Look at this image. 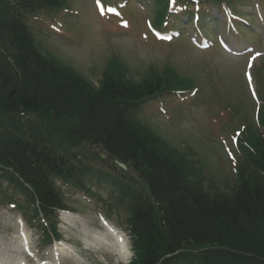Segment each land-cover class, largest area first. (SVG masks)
<instances>
[{
    "label": "trees",
    "instance_id": "obj_1",
    "mask_svg": "<svg viewBox=\"0 0 264 264\" xmlns=\"http://www.w3.org/2000/svg\"><path fill=\"white\" fill-rule=\"evenodd\" d=\"M54 1L0 0V119L12 128L0 136V163L22 172L43 204L57 202L48 178L61 159H53L45 140L13 130L20 126L21 112L75 118L70 136L100 141L129 159L135 173L144 172L156 199L151 202L133 175L136 193H142L134 198L138 257L133 264H155L167 251L188 245L205 246L209 264H264V142L252 144L258 159L241 161L233 195L205 191L200 181L189 179L185 154L144 128L139 118L142 96L163 91L166 80L134 83L112 65L96 88L38 52L23 22L39 3Z\"/></svg>",
    "mask_w": 264,
    "mask_h": 264
},
{
    "label": "rangeland",
    "instance_id": "obj_2",
    "mask_svg": "<svg viewBox=\"0 0 264 264\" xmlns=\"http://www.w3.org/2000/svg\"><path fill=\"white\" fill-rule=\"evenodd\" d=\"M95 39L107 42L102 35L94 33ZM100 46V44H98ZM101 47V46H100ZM115 47H119L115 44ZM57 51L66 63H71L74 65L75 69L79 75L83 77L84 72L95 81L88 79L86 76L85 80L88 81L90 85L94 87H99V81L97 79V71L95 68L101 66L102 60V50H94L93 47H88L82 43H74L71 41H59L57 44ZM108 53V52H106ZM111 54H106L109 56ZM123 60L121 63L114 62L113 70L120 73L121 77L126 78L134 83H142L147 80V78L162 77L163 80L175 79L178 81V76L170 68H165L170 63L175 65L179 70L186 71L185 74L189 76L199 75L204 76L208 79L205 85L202 97L210 98L209 102H215L219 100H224L227 97L235 102L237 98H242L246 100L245 92L247 90V84H244V69H245V59L241 58H231L225 54L219 52L217 49L212 48V50L196 53H185L182 45L177 47L173 45L168 49H159L158 45L152 40H148L147 45L142 47L138 46L132 52L123 51ZM258 61V60H257ZM111 68L105 71L108 73ZM94 71V74H93ZM83 72V73H82ZM159 75V76H158ZM212 99V101H211ZM252 101V100H251ZM219 104H206L205 102L198 101L196 103L185 102L184 106H181L180 111L183 112L182 116L176 117V119L170 120L166 115H161L158 118L162 126V132L169 139L174 140L177 145L182 146V140L185 139L192 149L203 153V160L209 164L211 172L219 173L221 171L220 154L217 156L213 155L212 149H218L222 152V162L230 163V160L223 150V143L220 141V136L225 137L226 131H217V124L222 121L218 116L219 114ZM251 107V104H249ZM212 129L214 130V138H211L209 133ZM216 131V134H215ZM250 133L255 138L258 134L256 128L250 127ZM227 167L229 168V165ZM78 198L75 200L77 201ZM84 226L80 227V231H83ZM68 237H78L71 234ZM85 257L88 255L82 254ZM127 260V257H111L109 261L111 264L121 263ZM118 263V264H119Z\"/></svg>",
    "mask_w": 264,
    "mask_h": 264
},
{
    "label": "snow or ice",
    "instance_id": "obj_3",
    "mask_svg": "<svg viewBox=\"0 0 264 264\" xmlns=\"http://www.w3.org/2000/svg\"><path fill=\"white\" fill-rule=\"evenodd\" d=\"M97 4L99 5V0H97ZM109 10L114 11V9H109ZM101 11H102V14H103V9ZM257 55H259V53H257Z\"/></svg>",
    "mask_w": 264,
    "mask_h": 264
},
{
    "label": "bare ground",
    "instance_id": "obj_4",
    "mask_svg": "<svg viewBox=\"0 0 264 264\" xmlns=\"http://www.w3.org/2000/svg\"><path fill=\"white\" fill-rule=\"evenodd\" d=\"M121 246H122V247H125V245H124V244H121Z\"/></svg>",
    "mask_w": 264,
    "mask_h": 264
}]
</instances>
